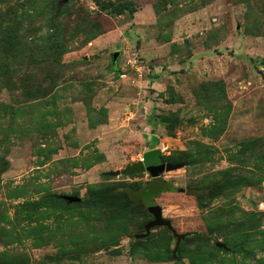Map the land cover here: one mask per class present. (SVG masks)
<instances>
[{
  "label": "rangeland",
  "instance_id": "rangeland-1",
  "mask_svg": "<svg viewBox=\"0 0 264 264\" xmlns=\"http://www.w3.org/2000/svg\"><path fill=\"white\" fill-rule=\"evenodd\" d=\"M106 1L0 2V264H264V0Z\"/></svg>",
  "mask_w": 264,
  "mask_h": 264
},
{
  "label": "water",
  "instance_id": "water-1",
  "mask_svg": "<svg viewBox=\"0 0 264 264\" xmlns=\"http://www.w3.org/2000/svg\"><path fill=\"white\" fill-rule=\"evenodd\" d=\"M67 0H63L65 2ZM117 53L111 54V64L114 63ZM181 164H172V163H164L159 158V153L157 150H152L144 153L141 157V161L137 162L134 165L129 166L125 170L120 171L121 174L130 175L132 173H143L146 172L150 179L153 180L151 184H148L144 190L142 191V198L144 201V206L148 213L151 214L152 220L148 223L150 227L152 226H163L171 231L173 236L175 237V246L173 251L171 252L174 257L175 252L177 250L178 243L180 239L183 237L182 235L175 234V232L171 229L170 223L168 220H165L161 217V210L158 205L153 200V196L151 193V187L154 186L156 191L163 190L169 192H182L180 189H175L171 184V182H164L160 179V175L164 172L173 171L180 168ZM117 175V172L113 173ZM69 202H77L78 199L69 198ZM215 247L220 249H225L224 244L216 242Z\"/></svg>",
  "mask_w": 264,
  "mask_h": 264
},
{
  "label": "trees",
  "instance_id": "trees-1",
  "mask_svg": "<svg viewBox=\"0 0 264 264\" xmlns=\"http://www.w3.org/2000/svg\"><path fill=\"white\" fill-rule=\"evenodd\" d=\"M2 1H4V0H0V2H2ZM97 4V6L100 8V10H108V12H120V11H128L130 14L133 12V9L132 8H130L131 6L129 5V4H127V3H125V2H120V3H114V2H112V1H110V0H108V1H106V2H97L96 3ZM53 10H54V8H53ZM52 10V11H53ZM159 158H160V160L162 161V162H164L163 161V158L162 157H160V155H159ZM171 162H172V160H170ZM170 163V162H169ZM162 180V179H161ZM153 182V180L151 179V181H149V182H147L146 183V185L144 186V188L148 185V184H151ZM164 182H166V181H164ZM144 188L143 189H141L139 192H138V197H139V199H141V201L143 202V204H144V201H143V198H142V191L144 190ZM221 187H217V190L218 189H220ZM216 188H214L213 190L214 191H216L215 190ZM160 192H164L163 190H159V191H156L155 190V187L154 186H152L151 187V193H152V196L154 197L155 195H157L158 193H160ZM106 193H104L103 191H99V192H96L93 196H91L90 198H89V203H91V205H95V204H98V201L100 202L101 200H105L104 198H106ZM126 197L128 198V196L126 195ZM131 200L130 199H128V200H126V207L127 206H129V204L132 202H130ZM58 203H60V201L58 200L57 201ZM56 202V203H57ZM40 204H42V205H44L43 203H37V202H34V203H31V206L29 207V206H27V205H25V204H22V205H20L25 211H26V209L27 210H32V211H35L36 209H37V207L40 205ZM67 205V204H66ZM69 206V205H68Z\"/></svg>",
  "mask_w": 264,
  "mask_h": 264
}]
</instances>
